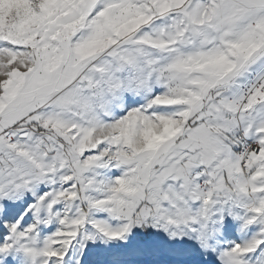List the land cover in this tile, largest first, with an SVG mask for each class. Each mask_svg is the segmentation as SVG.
Masks as SVG:
<instances>
[{
    "label": "snow or ice",
    "instance_id": "6c2138e0",
    "mask_svg": "<svg viewBox=\"0 0 264 264\" xmlns=\"http://www.w3.org/2000/svg\"><path fill=\"white\" fill-rule=\"evenodd\" d=\"M0 264H264V0H0Z\"/></svg>",
    "mask_w": 264,
    "mask_h": 264
}]
</instances>
